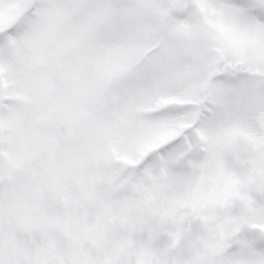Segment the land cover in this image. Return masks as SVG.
Here are the masks:
<instances>
[{"label":"snow or ice","instance_id":"1","mask_svg":"<svg viewBox=\"0 0 264 264\" xmlns=\"http://www.w3.org/2000/svg\"><path fill=\"white\" fill-rule=\"evenodd\" d=\"M0 264H264V0H0Z\"/></svg>","mask_w":264,"mask_h":264}]
</instances>
